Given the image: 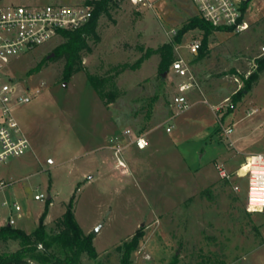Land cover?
<instances>
[{"label": "rangeland", "instance_id": "rangeland-1", "mask_svg": "<svg viewBox=\"0 0 264 264\" xmlns=\"http://www.w3.org/2000/svg\"><path fill=\"white\" fill-rule=\"evenodd\" d=\"M245 1L250 28L241 34L214 32L201 60L188 50L202 42L199 30L175 43L189 20L200 17L191 0H156L153 10L112 9L97 28L102 42H90L84 69L68 82L62 74L66 60L53 61L55 48L66 40L23 58L15 66L17 78L29 90L39 89L15 110L31 150L0 165L6 185L0 190V226L13 215L14 228L31 233L48 204L45 224L51 231L73 200L76 219L98 252L97 260L84 255V264H120L116 248L141 227L145 237L133 264H170L175 256L179 264H264V214H249L245 190H233L240 180L222 179L217 168L235 173L242 165L225 166L228 157L264 153V78L233 104L244 80L257 71L264 47V0ZM167 44L174 45V60L190 62L203 93L198 95L209 105L194 104L164 125L174 117L172 100L182 81L171 65L158 73L161 57L153 51ZM88 74L112 78L106 88L115 93L112 102L96 93ZM230 126L234 146L224 136ZM41 194L46 200H35ZM4 202L18 203L21 217L2 207ZM20 247L18 241L0 242V254ZM56 253L64 256L65 249L57 247Z\"/></svg>", "mask_w": 264, "mask_h": 264}, {"label": "built area", "instance_id": "built-area-1", "mask_svg": "<svg viewBox=\"0 0 264 264\" xmlns=\"http://www.w3.org/2000/svg\"><path fill=\"white\" fill-rule=\"evenodd\" d=\"M103 1L0 0V165L10 157H22L31 150V142L17 121L15 110L35 98L39 89L29 90V87H24L28 84L19 81L15 74V66L23 58L48 43L66 40V32H74L85 27L90 23ZM191 1L196 6L200 17L214 28L231 29L236 34L244 33L250 28L245 15L247 9L244 10L247 4L245 0ZM155 4L156 0H110L108 8H110V13L112 9L117 10L124 6H132L137 11H142L144 9L153 10ZM201 46V41H194L188 45L189 54L198 56ZM261 51V55L264 56V47L261 48ZM170 71L182 81L172 100L171 106L175 109L174 117L167 119L164 125L171 123L180 114L190 110L194 105L190 100V94L195 90L202 91L199 82L192 75L190 62L185 58L179 56L175 59L171 64ZM203 103L209 105L205 99ZM167 132H171V125L167 127ZM232 134L233 128L224 129L225 139L228 140L230 146L235 145L231 141ZM144 145L143 137H139L137 146L143 148ZM118 151L120 152V150ZM217 168L220 177L224 180L230 181L233 177H237V179L246 182V210L249 214H264L263 154L249 156L235 173L228 172L225 167L218 166ZM5 186L3 182H0V190ZM233 188L235 192L240 190L239 185H234ZM35 200L45 201L46 198L41 194L36 195ZM2 207L12 209L18 218L21 217L22 208L18 203L11 206L8 202H4ZM6 225L14 227L16 218L11 215L6 221Z\"/></svg>", "mask_w": 264, "mask_h": 264}, {"label": "trees", "instance_id": "trees-1", "mask_svg": "<svg viewBox=\"0 0 264 264\" xmlns=\"http://www.w3.org/2000/svg\"><path fill=\"white\" fill-rule=\"evenodd\" d=\"M109 1L104 0L99 5L94 17L85 27L74 32L65 33L66 43L57 48L56 56L53 58V61L60 58L66 60L62 73L65 82H68L75 73L84 69V58L86 54L92 52L90 42L97 45L102 41L97 28L100 18L103 15H110ZM247 7L248 4H246L244 10ZM192 30H199L202 33V46L197 60H201L206 56L209 50L210 37L214 32H232L231 29L214 28L201 17L196 16L191 18L177 33L175 43H180L183 35ZM153 53L159 54L161 57L158 73L163 75L174 61V45H164L161 49L153 51ZM256 64L257 71L251 74L248 80L243 78V90L233 96V104L241 101L242 94L249 93L259 83L261 74L264 73V56L258 58ZM43 65H39L31 74L40 71ZM123 71L117 73L120 74ZM88 77L96 93L103 100L109 99L112 102L115 99V93H109L106 89L112 78L91 74H88ZM48 209L49 205L47 204L37 228L31 233L8 225L0 226V242L18 241L21 246L16 252L0 254V264H29L32 260L43 264H84V255H87L91 260L98 259V252L94 247L92 235L86 234L76 219L73 200L67 206L65 213L57 218L55 227L51 231L45 224ZM144 237L145 230L141 227L130 240H126L116 248L121 254L120 264H133L132 255L140 248ZM60 246L65 249L64 256L56 253V248ZM179 262V257L175 256L170 264H179Z\"/></svg>", "mask_w": 264, "mask_h": 264}, {"label": "crops", "instance_id": "crops-1", "mask_svg": "<svg viewBox=\"0 0 264 264\" xmlns=\"http://www.w3.org/2000/svg\"><path fill=\"white\" fill-rule=\"evenodd\" d=\"M100 23V22H99ZM102 42V41H101ZM100 42V43H101ZM84 60H85V58H84ZM263 78L264 77H261L260 78V81H259V83L252 89V91H250V92H254L256 89H257V87H259V85L262 83V80H263ZM198 94H203L201 91H198V90H195V91H193L191 94H190V100H193V102H194V104L196 105V104H201V102H203V98L201 97V96H199ZM196 96H199V98L198 99H194V97H196ZM252 103V105L254 104L253 103V101H251ZM240 104V103H239ZM257 110L258 109H256V107L255 108H251L250 110H248V117L249 116H252L254 113H256L257 112ZM231 128H233L232 126H230ZM208 139V138H207ZM206 144H209V145H212L211 143H209V142H206ZM204 151H205V149H203L202 150V152L201 153H204ZM255 154H263L264 155V153H244L243 154V156H244V158L242 159V158H240L239 159V156H237V155H233V156H230V157H228L225 161H224V165L226 166L227 165V167H228V164H230V165H233V167L235 166V167H240L241 165H243L244 163H245V161H246V159L249 157V156H251V155H255ZM229 156V155H228ZM226 162H228V163H226ZM237 169V168H236ZM240 183L238 184L239 186H240V190L238 191V192H236L237 194H239V193H242L243 192V190H245V201L247 200V184H246V182L244 181V180H240L239 181ZM233 190H234V188H233ZM63 214V213H62Z\"/></svg>", "mask_w": 264, "mask_h": 264}, {"label": "water", "instance_id": "water-1", "mask_svg": "<svg viewBox=\"0 0 264 264\" xmlns=\"http://www.w3.org/2000/svg\"><path fill=\"white\" fill-rule=\"evenodd\" d=\"M97 232H98V231H97V230H95V231L93 232V235H96V234H97Z\"/></svg>", "mask_w": 264, "mask_h": 264}, {"label": "bare ground", "instance_id": "bare-ground-1", "mask_svg": "<svg viewBox=\"0 0 264 264\" xmlns=\"http://www.w3.org/2000/svg\"><path fill=\"white\" fill-rule=\"evenodd\" d=\"M49 44V43H48ZM121 165H123L122 163H120Z\"/></svg>", "mask_w": 264, "mask_h": 264}]
</instances>
